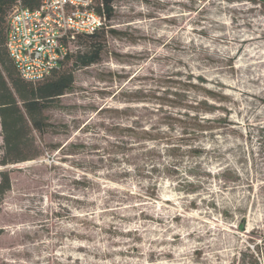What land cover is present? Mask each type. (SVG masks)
<instances>
[{"label":"rangeland","instance_id":"1","mask_svg":"<svg viewBox=\"0 0 264 264\" xmlns=\"http://www.w3.org/2000/svg\"><path fill=\"white\" fill-rule=\"evenodd\" d=\"M112 6L41 155L0 166V264H264V2Z\"/></svg>","mask_w":264,"mask_h":264},{"label":"trees","instance_id":"2","mask_svg":"<svg viewBox=\"0 0 264 264\" xmlns=\"http://www.w3.org/2000/svg\"><path fill=\"white\" fill-rule=\"evenodd\" d=\"M39 1L0 0V128L2 138L0 166L33 160L41 155L35 133H43L54 127L48 122L44 112L59 97L72 90L73 74L76 70L89 67L100 60L105 44V33L119 34L107 28L92 35L78 37L72 45L84 44L83 51L72 52L71 50L58 67L41 80H24L19 76L6 49L8 15L18 3L25 9L34 10L38 7ZM113 1L96 0L95 10L103 15L106 21H110L113 17ZM257 1L264 2V0ZM197 105L199 107H194L195 112H214L215 110L205 101ZM185 116L188 117V115ZM197 116L192 115L188 118L189 125L194 132L202 133L214 128L208 126L204 119H199ZM180 122L183 125L186 124L185 121ZM166 152L167 156L172 159L179 154L175 148H168ZM188 153L199 156L200 151L192 150L191 152L190 150ZM167 172L170 177L177 174L175 169H167ZM10 185L9 172L0 171V204L5 193L9 191Z\"/></svg>","mask_w":264,"mask_h":264},{"label":"built area","instance_id":"3","mask_svg":"<svg viewBox=\"0 0 264 264\" xmlns=\"http://www.w3.org/2000/svg\"><path fill=\"white\" fill-rule=\"evenodd\" d=\"M96 0H40L34 10L18 3L8 15L6 49L21 78L49 76L78 37L108 28Z\"/></svg>","mask_w":264,"mask_h":264}]
</instances>
